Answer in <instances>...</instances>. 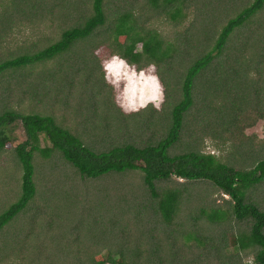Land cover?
Returning <instances> with one entry per match:
<instances>
[{
  "label": "rangeland",
  "instance_id": "1",
  "mask_svg": "<svg viewBox=\"0 0 264 264\" xmlns=\"http://www.w3.org/2000/svg\"><path fill=\"white\" fill-rule=\"evenodd\" d=\"M36 1L39 5L36 9L40 6L42 9L34 16V11H29L26 4L13 8L9 0H0V59L43 47L58 37L61 26L79 24L90 11V0H70V5L62 3L63 8L53 7L56 0ZM248 1L185 0V18L178 21L171 20L161 7H152L148 0H105L104 6L107 14L111 15L130 10L138 26L156 30L164 41L180 48V51L185 46L184 53L188 55L189 52L193 54L196 51V54L208 49L224 21ZM60 16H65V19ZM106 34V27H102L52 59L2 71L0 110L47 112L53 115L58 124L76 129L79 134L85 135V127L96 133L95 139L100 133L106 134L103 127L98 130L91 125L99 124L96 118H99L100 108L103 109L100 115H109L118 108L113 90L103 80L101 68V61L111 55V43L105 39ZM233 39L235 37L232 42ZM177 62L175 57L172 68L179 67ZM182 62L187 64L185 60ZM262 64L264 66V62ZM165 67L160 65L158 68ZM180 70L183 69L178 68V73ZM260 77L261 74L254 70H247L246 82L248 78L251 81L249 85L246 83L244 100L231 98L232 95L225 100L218 96L210 100L212 105L224 103L228 106V119L232 126L226 132L219 131L215 137L208 130L201 132L198 126L194 130L191 120L202 111V103L197 100L196 107H192L186 116L180 141L187 142L189 149L201 150L203 139L194 143V137H211L215 147L226 152L218 161H235L238 164L239 155L234 157V153L235 149L242 147L241 152L248 148L257 155L255 158L264 157V92L260 91L263 95L261 98L255 93L256 86L264 85L260 80L264 76ZM90 96L93 98L87 99ZM166 107L164 103L163 110ZM210 112L213 121H217L220 115L213 110ZM213 128L216 129L215 126ZM5 130L12 140L10 147L0 149V212L13 203L20 192L21 169L12 151L24 139L18 121L8 123ZM146 134L144 131L143 135ZM175 143L172 145L175 146ZM240 143L244 145L240 146ZM40 144L43 145L42 142ZM52 155L41 159L34 153L35 193L0 231V264H76L77 260L87 264L88 256L92 253L105 256L114 252L121 233L130 236V243L126 247L136 245L144 255L152 251L149 260L154 263L158 261L156 255L163 261L162 264L169 263V250L178 254L177 258L181 261L178 264H242L241 253L244 258L251 255L249 250H235L229 241L231 236L248 230L247 219L236 220L229 214L223 221L211 223L199 215V208L206 211L210 208H227L225 200L228 199H224L210 182L184 180L181 183L173 176L156 183L158 189L174 187L180 192L176 214L169 224H165L153 211L151 196L140 181L138 172L120 177L110 174L79 188L82 183L76 174L63 167L69 166L68 163H62L61 159ZM52 158L55 160L53 163L50 162ZM42 172L53 182L50 184L46 177L45 190L41 179L45 175ZM260 183L249 187L251 190L246 200L254 201L264 211V183ZM72 186H77L75 193ZM78 188H85V194L76 193ZM42 190L44 193L40 197ZM214 193L216 198H213ZM103 194L105 199L99 202ZM106 205H112L114 211L108 213ZM104 207L106 217L113 213L117 219L119 216L120 228L107 224L108 233H104V237L100 233L93 238L90 236L91 230L98 224ZM169 233L175 234L174 241L169 239ZM184 233H189L191 237L184 238Z\"/></svg>",
  "mask_w": 264,
  "mask_h": 264
},
{
  "label": "trees",
  "instance_id": "2",
  "mask_svg": "<svg viewBox=\"0 0 264 264\" xmlns=\"http://www.w3.org/2000/svg\"><path fill=\"white\" fill-rule=\"evenodd\" d=\"M9 1L13 8H18L21 4L28 5L29 11H34V16L38 14L37 11L40 8L42 9V6L36 9L39 6L36 0ZM55 2L53 7L57 8H63V5L67 6L71 3L70 0ZM184 2L185 0H148L152 7H161L173 21L185 18ZM104 4L105 0H90L89 13L83 16L79 24L61 26L55 40L32 52L0 59V73L6 69L52 59L67 51L76 41L85 39L100 28L106 27L105 39L111 43V54L119 52L140 67L151 62L157 65L160 79L165 86L166 110L162 108L161 111H156L150 105L147 111L132 115H125L118 108L113 109L109 115H100L103 110L100 108L97 115L99 118H96L100 121V125L92 123L91 125L98 130L103 127L104 132L107 133H100L101 135L95 139L96 133L90 128L87 129L84 126L85 135L79 134L76 129L75 131L58 124L53 115L47 112L33 110L17 112L8 108L1 109L0 149L11 145L12 139L5 130L8 123L18 121L24 139L17 143L12 151L21 169L20 192L17 199L0 212V231L4 224L21 211L34 196L36 180L32 165L34 153H37L41 159L50 158L54 154L53 158L56 157L61 159L62 163L64 161L68 163L70 167L62 165L76 174L82 183L78 186L79 188L85 187V183L89 181L100 180L110 174L120 177L138 172L140 181L151 196L153 211L165 224H169L176 214L180 192L174 187L158 189L156 183L173 176L183 177L186 181L210 182L218 192L228 194L230 199L225 200L227 208H210L208 211L199 208V215L204 216L211 223L223 221L229 214L236 220L247 219L248 230L231 236L230 245L238 251L249 250L255 257L256 264H264V211L260 210L254 201L246 200V195L251 190L249 187L261 181L260 184L264 183V157L255 158L257 155L250 152L248 148H246L248 151L241 152L242 147L239 150L235 149L234 153V157L239 155L238 164L234 163L235 161H218L211 155H201V150L189 149L187 142L180 141L186 116L192 107H196L198 101L202 103V111L191 120L194 130L198 126L201 132L208 130L212 132L210 134L214 133L215 137L219 131L226 132L232 126V122L228 119L230 115L227 113L228 106L224 103L212 105L210 100L217 96L224 100L229 99L228 95H232L231 98L234 99L244 100L246 83L249 85L251 81L248 78L246 82L247 70H254L257 74H261V77L264 76L262 64L264 62V0H250L242 5L220 26L208 49L196 54V51L193 54L189 52L188 55L184 53L185 46H182L180 51V48L164 41L156 30L138 26L130 10L126 9L111 15L107 14ZM60 18L64 20L65 16ZM233 37H235L234 42H232ZM137 45L142 47V52L136 53ZM175 57L178 59L179 67L174 69L172 64ZM183 60L187 64H184ZM160 65L166 67L160 69L158 68ZM178 68L183 70L178 73ZM90 69L93 71V67ZM202 77H204L203 80H201ZM260 80L264 83L263 78ZM231 90L233 92L230 94ZM261 90L264 92V85L255 87L258 98L263 96ZM91 98L93 97L90 96L87 99ZM212 110L220 115L217 121L211 118ZM86 114H88L87 111ZM88 120L92 119L88 118ZM144 131L147 132L146 136L143 135ZM148 132L153 134L149 135ZM194 138L193 142L199 143L198 139L202 140L205 136ZM41 142L43 145L40 144ZM174 143L175 146L172 145ZM53 158L50 160L51 163L55 161ZM246 164L248 166H245ZM46 177L52 184L47 175L41 178L44 184ZM43 187L45 190L46 184ZM76 187L72 186L74 193ZM79 188L76 193L85 194V188L82 190ZM44 190L40 192V197L43 196ZM103 196L104 194L98 200L99 202H103L105 199ZM89 204L91 207V203ZM105 207L108 213H111L113 206ZM105 207L101 210L98 224L91 230L90 236L93 238L100 233L104 237V233H108L107 224L120 228L119 216L117 219L113 213L106 217ZM169 234H171L169 239L174 241L175 234ZM183 237L188 239L191 236L189 233H184ZM118 239L114 252L107 253L105 256L98 252L92 253L88 256L87 264L163 263L158 255H156L157 262L149 260L152 257L150 256L151 253L153 254L152 251L144 255L136 245L126 247L131 240L127 234L121 233ZM106 242H108L107 239ZM169 251V263L165 264L181 262L174 250ZM143 258L144 261H142ZM76 264L82 263L77 260Z\"/></svg>",
  "mask_w": 264,
  "mask_h": 264
},
{
  "label": "clouds",
  "instance_id": "3",
  "mask_svg": "<svg viewBox=\"0 0 264 264\" xmlns=\"http://www.w3.org/2000/svg\"><path fill=\"white\" fill-rule=\"evenodd\" d=\"M136 53L142 52V47L136 48ZM103 80L114 92V102L116 106L125 114L132 115L141 111H147L151 105L156 111H161L166 102V91L163 85L157 65L154 62L140 67L136 63L130 62L119 52H113L110 56L101 61ZM201 155H211L219 159L226 152H222L215 147V141L211 137L203 139ZM183 183V177H176ZM224 199H230L226 193H221ZM216 198V194H213ZM218 202H221L218 200ZM242 256V264H256L255 257L249 255Z\"/></svg>",
  "mask_w": 264,
  "mask_h": 264
}]
</instances>
